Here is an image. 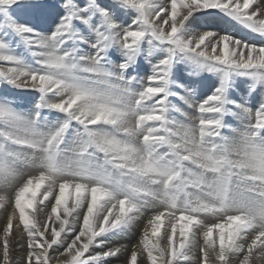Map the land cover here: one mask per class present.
<instances>
[{"label":"snow or ice","instance_id":"1","mask_svg":"<svg viewBox=\"0 0 264 264\" xmlns=\"http://www.w3.org/2000/svg\"><path fill=\"white\" fill-rule=\"evenodd\" d=\"M0 193V264L264 260V0H0Z\"/></svg>","mask_w":264,"mask_h":264},{"label":"rangeland","instance_id":"2","mask_svg":"<svg viewBox=\"0 0 264 264\" xmlns=\"http://www.w3.org/2000/svg\"><path fill=\"white\" fill-rule=\"evenodd\" d=\"M52 2H59V0H52ZM200 21L207 26V30H213V31L220 32V33L227 31V32L233 33L237 36L246 35V31L241 26H239L238 24H235L234 22H229L220 16L201 17ZM146 71H147V65L145 64L141 68V71H140L141 76L146 75ZM206 82H208V81H206ZM21 95L25 99H27L28 101H31L33 98L32 93L26 92V93H22ZM30 106H31V104L29 103L28 107H30ZM190 115H193V114L190 113ZM233 126L234 127L238 126V123L234 124ZM33 174L35 175V173H33ZM0 194H2V193H0ZM9 195L12 196L13 203H14V195L12 193H9ZM45 203H47V202H45ZM39 206L40 205H38L37 207L39 208ZM12 207H13L12 204H8V205H6V210L0 209V237H2V229L6 224L7 215L10 214L12 211ZM50 207H51V205L49 204L48 208L45 209V211L50 210ZM146 219H147V217H145L143 220H141V222L136 227L137 229L132 230L131 233L126 234L123 237H119V238L115 239V241L117 242L115 245H125L127 250L122 252L121 254H119L118 258H110L109 260H113L112 264H118V263L119 264H128L130 253L134 247L138 251V264H148L145 254L139 248V240L141 237V231H142L143 227L145 226ZM38 220L42 223L43 221L46 220V216H43V215L39 216L38 215ZM208 222H212V221H208ZM15 224H16V221H14V228H13L14 235L10 238L11 240L19 239V232L15 228ZM95 250L99 251V249L98 250L95 249ZM20 257L21 256H18L16 254V249H15L11 253L12 264H15L16 260H19ZM254 257H255V255H254ZM200 258H201V254L199 253V249L197 248L195 250L193 258L191 260H189L187 264H200ZM254 260H255V258L253 259V262H254ZM209 264H213V261L211 259L209 261Z\"/></svg>","mask_w":264,"mask_h":264},{"label":"bare ground","instance_id":"3","mask_svg":"<svg viewBox=\"0 0 264 264\" xmlns=\"http://www.w3.org/2000/svg\"><path fill=\"white\" fill-rule=\"evenodd\" d=\"M40 207V206H39ZM10 212V211H9ZM40 216V215H39ZM42 218V217H41ZM42 221V220H41ZM135 229H137V228H135ZM135 229H133V230H135ZM133 233V232H132ZM137 233V232H136ZM132 237V236H131ZM71 237H69V239H70ZM124 239V238H123ZM117 242L116 241H114V244H116ZM16 249V254L18 255V256H21V251L19 250V248L18 247H16L15 248ZM98 250V249H97ZM255 258V260H254V262H253V264H264V260H261V259H257L256 257H254ZM17 261H19V260H16V262H15V264H17ZM110 261V262H109ZM112 261L113 260H108L107 261V264H112ZM121 263V262H120ZM188 263V262H187ZM119 264V263H118Z\"/></svg>","mask_w":264,"mask_h":264}]
</instances>
